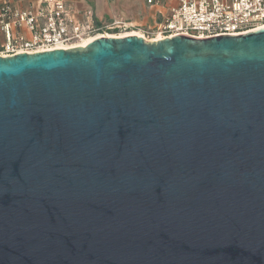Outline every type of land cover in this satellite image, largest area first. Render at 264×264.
<instances>
[{
  "label": "water",
  "instance_id": "95a60500",
  "mask_svg": "<svg viewBox=\"0 0 264 264\" xmlns=\"http://www.w3.org/2000/svg\"><path fill=\"white\" fill-rule=\"evenodd\" d=\"M0 264H264V28L0 56Z\"/></svg>",
  "mask_w": 264,
  "mask_h": 264
},
{
  "label": "built area",
  "instance_id": "2783aa9c",
  "mask_svg": "<svg viewBox=\"0 0 264 264\" xmlns=\"http://www.w3.org/2000/svg\"><path fill=\"white\" fill-rule=\"evenodd\" d=\"M146 4L168 8L158 29L139 31L140 37L147 41L177 35L235 36L264 28V0H146ZM130 30L122 19L98 25L92 11L79 18L64 0H42L27 9L17 8L6 0L0 4L1 57L71 50L109 35L108 31H119L113 35L117 37Z\"/></svg>",
  "mask_w": 264,
  "mask_h": 264
},
{
  "label": "crops",
  "instance_id": "0c3cea01",
  "mask_svg": "<svg viewBox=\"0 0 264 264\" xmlns=\"http://www.w3.org/2000/svg\"><path fill=\"white\" fill-rule=\"evenodd\" d=\"M11 5L27 9L36 6L42 0H6ZM74 9L77 16L83 19L88 11L94 14V21L98 25H110L116 19L124 20L130 32L125 36H141L139 31L147 28L156 30L168 14L166 7H150L146 0H64ZM1 4V0H0Z\"/></svg>",
  "mask_w": 264,
  "mask_h": 264
},
{
  "label": "rangeland",
  "instance_id": "374dc122",
  "mask_svg": "<svg viewBox=\"0 0 264 264\" xmlns=\"http://www.w3.org/2000/svg\"><path fill=\"white\" fill-rule=\"evenodd\" d=\"M108 33H109V35H117V34H119V31H116V32L115 31H108ZM120 34H124V33H120Z\"/></svg>",
  "mask_w": 264,
  "mask_h": 264
},
{
  "label": "bare ground",
  "instance_id": "6f19581e",
  "mask_svg": "<svg viewBox=\"0 0 264 264\" xmlns=\"http://www.w3.org/2000/svg\"><path fill=\"white\" fill-rule=\"evenodd\" d=\"M105 36H109V37H112L113 35H105Z\"/></svg>",
  "mask_w": 264,
  "mask_h": 264
}]
</instances>
